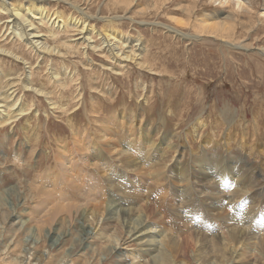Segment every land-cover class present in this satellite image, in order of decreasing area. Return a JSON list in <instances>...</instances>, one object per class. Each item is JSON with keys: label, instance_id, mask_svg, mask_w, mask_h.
<instances>
[{"label": "rangeland", "instance_id": "obj_1", "mask_svg": "<svg viewBox=\"0 0 264 264\" xmlns=\"http://www.w3.org/2000/svg\"><path fill=\"white\" fill-rule=\"evenodd\" d=\"M76 1L91 15L109 16L111 19L120 15L122 19H112L113 24L92 18L90 25H95L103 35L104 24H109V29L116 27L125 32L122 33L124 37L133 40L131 45L136 39H142L145 49L136 62L125 60L120 55L116 60L122 62H115L111 52H116L99 35H94L96 45L91 47L82 42L84 38H79L82 34H77L73 27H67L68 31L55 32L58 34L55 36L50 32L52 26L45 22L41 27L48 37L45 41L53 46L64 43L65 46L58 54L39 55L31 44L10 34L8 27L11 26L7 25L9 17L6 14L0 17V44L19 55H0V68L13 74L11 77L21 78L19 83L17 79L9 81L8 76H2L0 98H5L4 94L8 92V100H22L28 109L27 114L15 122L0 125V264H138L139 260L133 259L131 254L139 252L143 255L144 250L151 246H143V240L132 237L131 233L125 238L126 242L117 241L113 249L114 244L109 237L116 226L123 225L124 219L132 217L135 220L138 215L144 216V212L139 211L141 206L149 207L150 212L157 211L155 216L145 218L144 224L148 222L153 226L161 220L168 226L174 221L177 227L174 230L180 235L178 241L185 254L191 257L198 253L205 256L206 252H210L213 244L219 243L218 234L227 237L236 227L247 228L249 249L255 253L236 254V260L230 264H264L257 244L264 236V55L261 52L264 48V0H255L249 8L251 10L242 11L240 15L233 13L232 4L217 6L207 0H135L137 3L126 9L116 4V0ZM37 3L41 2L37 0ZM43 3L51 10L76 11L68 3L59 5L54 0H44ZM203 14H215L220 22L232 21L229 33L222 34L227 36L229 42L236 41L235 44L244 47H230L224 39L209 34L201 36L197 24ZM166 26L182 32L172 33ZM194 34L198 37L192 39L191 35ZM74 38L78 39L75 41ZM131 45L128 42L125 46L131 49ZM51 74H59L56 83V77ZM30 77L32 87L44 86L46 93L26 88L24 84ZM131 132L134 138L140 137V142H146L145 146L154 143L157 152L151 164L142 161L141 157L134 158L132 150L124 151L126 148L123 150L124 147L119 145L125 138L123 135ZM181 143L186 144L185 150ZM92 144L104 150L110 144L116 147L115 152H106L105 155L112 162L115 161L111 173L104 170L102 161L91 159L94 157H90L92 152L89 147ZM69 147L76 149L69 153ZM196 147H202L203 151L194 152ZM228 154L227 167L233 164L237 168L235 171L242 172L241 178L236 174L232 185L225 186L226 178L221 177L222 181L209 179L208 170L202 180H196L204 161L210 160L213 165L218 163L219 169ZM198 155L204 158L203 162L197 161ZM61 158L67 163L64 164ZM127 159L134 160L136 164L132 161L129 166ZM234 159L239 160L235 163ZM156 162L158 165H155ZM187 169L191 173V186L185 180L181 181L179 176L180 171ZM112 173L113 177H110ZM68 174H72V177ZM75 174L78 178L74 177ZM157 175L163 177L162 181L158 180L161 182L159 184L154 180ZM93 176L96 182H102V186H105L104 193L98 195L99 203L103 209L106 205L113 207L111 211H103L99 220H96L97 212L92 207L95 203L92 200L97 195V192L93 194V189H97ZM96 177L99 179L96 180ZM168 181L172 189L179 193L189 188L186 192L189 196L195 195L194 202L199 205L194 206L203 209L206 216L202 212H199L201 218L193 216L197 211L187 216L188 210L182 211L178 207L187 201L178 195L175 201L170 202L168 198L172 190L165 187ZM252 183L256 186L252 187ZM12 189L19 193L6 196V192ZM258 189L263 192L260 193ZM242 191L250 192L246 194V206L250 209L257 207L255 213H249L245 220L239 219L244 211L241 199L233 208L220 213L211 212L209 205L201 202L205 197L206 202L213 200L212 205H217L214 201L218 199L228 206L231 196L234 193L240 196ZM63 194L72 198L69 196L67 202L65 197L61 198ZM163 197L173 218L166 217L158 209L157 205L164 200ZM110 201L120 203L122 208L133 209V213L132 210L130 213L118 211L120 208L112 203L107 204ZM63 203L71 205L69 210L60 211ZM58 206L59 212L47 222V210ZM111 215H115V220L106 222ZM185 215L186 218L183 217ZM217 215L224 216L217 218ZM212 216L217 219L210 224L208 220ZM231 216L240 223L223 222ZM251 219L254 220L253 224ZM35 225L38 229L33 232L32 226ZM63 234H66L65 240L59 245ZM155 236L159 241L155 243L159 248H164L160 241L164 235ZM240 246L237 251L241 254L243 250ZM226 249L229 257L233 250ZM148 253L144 261L147 259L151 262L158 255L157 251L150 256ZM221 260L212 253L206 258L191 259L192 264H223Z\"/></svg>", "mask_w": 264, "mask_h": 264}, {"label": "bare ground", "instance_id": "obj_2", "mask_svg": "<svg viewBox=\"0 0 264 264\" xmlns=\"http://www.w3.org/2000/svg\"><path fill=\"white\" fill-rule=\"evenodd\" d=\"M44 0H38V2H41L40 4L37 3V0H0V17L3 15V14H6L7 17H9V19H7V25L8 26H11V27H8L9 30L11 29L10 31V34H13L14 38L15 37H19L21 38V40L24 41V43L26 44H31V47L34 48V50L38 51L39 52V55L43 54V53H54V54H58L59 52H62V49L63 47L65 46V43L64 45L63 44H57V45H51L49 44L48 42L49 41H45V39H48L47 35L43 32L42 28L44 27V23L47 22L49 23L50 26H52L53 30L50 31L51 33H59V32H63V31H68L67 27L68 28H71L73 27V30H77L78 33L77 34H82L79 38H84V40H82L83 43H85L86 45H89L91 47H95V43H94V35L97 34L100 36V38L104 41V42H107V46L112 47V49L116 52L114 53L113 51L111 52V57L113 59H115L114 61H121V60H116V57L117 56H122L125 60H129V61H134L136 62V60L140 57L141 55V52L144 51L143 49H145L144 47V43H143V40L142 39H136V42H134L133 45H131V43L133 42V40L129 39V38H126L123 36L122 33H125L123 32L122 30H119L117 29L116 27H113L111 29L108 28V25L109 24H113L111 21L112 19H122L120 17V15H116L115 17H113L111 19V17L107 16V17H100L99 15H91L89 13H87L85 11V9L82 7V5H79L77 3L76 0H54L56 3L59 2V5L60 3H68V5L70 6V8L76 10L75 12L71 13V12H67L66 10H63V9H59L58 10H51V8L49 6H46L44 3H43ZM198 1V0H197ZM209 1L211 4H215L217 6H226V5H230L232 4L233 5V13H235L236 15H240V12L242 11H247V10H251L249 9L250 7L253 6V3L255 2V0H207ZM137 2H135V0H116V4L118 5H123L122 7L123 8H127L129 7L130 5H132V7L136 4ZM166 4V3H165ZM60 8V6H59ZM70 10V9H69ZM73 10V11H74ZM73 15H76L73 17ZM124 15V14H123ZM126 15V14H125ZM262 16H264V9H263V13H262ZM126 17V16H125ZM200 17V16H199ZM92 18H98V19H101V20H105L107 23L109 24H104V27H103V31L105 35L103 34H100L98 32V30H96V27L95 25H90V21L92 20ZM111 19V20H110ZM131 20H134L133 18H130ZM1 20V19H0ZM110 20V21H109ZM178 20V19H177ZM183 20V19H182ZM199 23L197 24V28L201 31V36L204 34V35H211L213 37H218V38H221L222 40L224 39L226 42H227V45L228 46H233V47H244V45L242 44H235V43H232L231 41L229 42V39L227 38L226 35L222 34V33H229V31L232 29V21H228V20H225V21H217L216 17H215V14H203L201 16V18L199 19ZM164 25V24H163ZM42 27V28H41ZM184 27V26H183ZM165 28L169 29L170 32L172 33H180L181 32L179 31V29H174L173 27H169V26H166ZM2 30V29H1ZM51 30V29H50ZM56 33V34H57ZM56 34H54L55 36H57ZM199 35V34H197ZM183 36H188V35H183ZM226 36V37H225ZM130 37V36H129ZM198 36H195L194 35H191V38H197ZM185 38V37H184ZM78 38H74V40L76 41ZM71 41V40H70ZM245 41V40H244ZM130 42V45H131V49H127V47L125 46L126 43ZM72 43V42H71ZM248 44V43H247ZM24 45V44H23ZM246 45V44H245ZM98 46V45H97ZM67 47V46H66ZM249 47V46H248ZM108 48V49H109ZM262 48V47H261ZM30 49V48H29ZM24 51V50H23ZM19 52V51H18ZM261 52L262 54L264 55V48L261 49ZM260 52V53H261ZM20 53V52H19ZM18 54V53H17ZM15 52H13L11 49L9 48H6L4 46H2L0 44V55L2 56H5V57H19V55H17ZM23 55V54H21ZM46 55V54H45ZM23 57V56H22ZM26 57V56H25ZM44 57V56H43ZM1 58V56H0ZM21 58V57H20ZM119 58V57H118ZM14 59V58H13ZM139 61V60H138ZM20 62V61H19ZM122 62V61H121ZM142 63V62H141ZM141 66L143 64H140ZM1 66V65H0ZM144 67V66H143ZM4 69V68H3ZM2 68H0V78H5V76H8L9 78V81L13 80V79H17L18 81L16 82H19L21 81V78L20 77H11L10 75H13V74H10V73H6L3 71ZM31 69V68H30ZM67 70V69H66ZM30 76H31V73H29ZM61 74V73H60ZM53 76H55L56 78L54 79L55 80V83L56 81L58 80L57 79V76L59 74H51ZM74 74L70 75L71 78L73 77ZM3 76V77H2ZM69 76V77H70ZM51 77V76H50ZM7 78V77H6ZM51 79V78H50ZM53 79V77H52ZM7 80V79H6ZM28 82H26L24 84V86L26 88H33L35 91L39 92V93H46V89L44 88V86H41V88H37V87H32L33 85L32 82H31V77L29 79H27ZM8 81V80H7ZM15 81V80H13ZM73 81V80H72ZM11 83V82H9ZM14 83V82H13ZM6 84V83H5ZM14 85V84H13ZM17 85V84H16ZM11 87V86H10ZM9 88V87H8ZM5 90V89H4ZM3 90V91H4ZM1 93V92H0ZM3 93V92H2ZM8 93V92H7ZM5 92V98L1 99L0 98V125H6V124H11L13 122H15L17 119H19L20 117L24 116L25 114H27L28 112V109H27V106L22 102V100H18L16 99V101L14 100L13 102V99L11 100H8V94ZM13 93V92H12ZM11 93V94H12ZM2 97V96H1ZM10 97V96H9ZM16 98V97H15ZM14 98V99H15ZM21 98V97H20ZM24 101V100H23ZM4 102V103H3ZM28 104V103H26ZM118 116V115H117ZM113 118V117H112ZM118 119V118H117ZM120 121V120H119ZM198 121V120H197ZM202 121V120H201ZM215 122V121H214ZM106 123V122H105ZM108 123V122H107ZM113 123V121H112ZM116 123V121H115ZM123 123V122H122ZM199 123H202V122H199ZM118 124V123H117ZM117 124H114V125H117ZM194 124V123H193ZM235 124V123H234ZM246 124V123H245ZM124 125V123H123ZM107 126V125H106ZM122 126V125H120ZM125 126V125H124ZM132 126V125H131ZM105 127V126H104ZM111 127V126H110ZM108 128V127H107ZM122 128V127H121ZM128 128V127H127ZM125 129V128H124ZM129 129V128H128ZM105 130V129H104ZM117 130V129H116ZM108 131V129H107ZM126 131V129H125ZM132 131V130H131ZM136 131V130H133V132ZM83 132V131H82ZM109 132V131H108ZM122 132V131H121ZM127 132H130L127 130ZM133 132H131L129 135H127V133H125L126 135H123L125 138H123L122 142L119 144L121 147L123 146L124 148H122L124 151H127V150H132V156H134V158H138V157H141L140 159L144 162H147L149 164L152 163V160L154 158V154L155 152H157L156 148L154 147V143L151 142L147 143V146L146 145V142L142 141L140 142V137L138 138H134V135H133ZM120 134V133H119ZM124 134V133H123ZM260 134V133H259ZM82 135V134H81ZM122 135V134H121ZM133 135V136H132ZM176 135V134H175ZM85 136V135H84ZM107 136V135H106ZM112 137V136H111ZM116 137V136H115ZM85 138V137H84ZM83 138V139H84ZM179 138V137H178ZM80 137H79V141H80ZM180 141V140H179ZM182 141V140H181ZM84 141H82L83 143ZM91 142V141H90ZM105 142V141H104ZM118 142V141H117ZM106 143V142H105ZM116 143V142H115ZM186 143V142H185ZM185 143H181L183 144V149L185 150ZM63 144V143H62ZM180 145V144H179ZM69 146V145H68ZM83 146H86L83 145ZM95 144H92L90 145V151L92 152L90 155V157H93L91 159L97 161H102L101 163L103 164V168L105 171H111L114 170L115 168V164L112 162L111 159H108L105 155H106V152L107 153H112V152H115L116 151V147L115 146H111V144L108 146V148H106V150H104L103 148L101 149L99 146H97V149L95 148ZM117 146V145H116ZM166 147V146H165ZM178 147V146H177ZM62 149V147H60ZM88 148V149H89ZM74 149H76L75 147H73V149H70V147L67 149V152L71 153ZM84 149V148H82ZM87 149V148H86ZM119 149V147H118ZM171 149V148H170ZM122 150V151H123ZM89 151V150H88ZM166 151V150H165ZM194 152H199V151H203L202 147H196V150H193ZM130 152V151H129ZM67 154V153H65ZM184 154V153H183ZM182 154V156H183ZM199 154V153H197ZM64 155V154H63ZM62 155V156H63ZM111 155V154H110ZM109 155V156H110ZM113 155V154H112ZM61 156V155H60ZM161 156V155H160ZM66 157V156H65ZM64 158V157H63ZM63 158H61V160H63ZM67 158V157H66ZM81 158V157H80ZM87 157H85V160H86ZM133 158V157H132ZM162 158V156H161ZM229 158H230V155L228 154L226 156V160L224 159V164L222 163V166L220 167L219 165V169H217V164L213 165L212 162L210 160H207V161H202L204 158L203 157H200V155L197 156V161H201L203 162L202 163V168L200 169V174H196V180H202L201 178H204L202 176H204L206 174V171L210 170L207 172V174H209V179L212 178H218L219 181H222L221 177H224L226 178V182H224L225 186H229L231 184V182H233V177L234 175L238 174L241 178V176L243 175L242 172H238V171H235L237 168L234 167L233 164H231L230 168L227 167L228 163H229ZM70 159V158H69ZM72 159V158H71ZM82 159V158H81ZM233 159V158H232ZM73 160V159H72ZM71 160V161H72ZM84 160V159H82ZM81 160V161H82ZM89 160V158L87 159ZM155 160V159H154ZM159 160V159H158ZM196 160V159H195ZM239 160V159H238ZM238 160H235V163L238 161ZM57 161V159H56ZM71 161L69 162L70 166H71ZM80 161V160H78ZM77 161V162H78ZM128 161V165L130 163H132V161L134 160H129L127 159ZM64 164H66V160H63ZM161 162V161H160ZM165 162V161H164ZM163 162V163H164ZM219 162V161H218ZM227 162V164H226ZM252 162V161H251ZM258 162V161H257ZM256 162V163H257ZM135 163V161L133 162ZM141 163V162H140ZM221 163V162H220ZM234 163V162H233ZM82 164V163H81ZM85 164V163H84ZM95 164V163H92V165ZM136 164V163H135ZM157 164V162L155 163V165ZM168 164V163H167ZM195 164H197L195 162ZM96 165V164H95ZM158 165V164H157ZM198 165V164H197ZM84 166V165H83ZM82 166V167H83ZM118 166V165H117ZM131 166V165H129ZM161 166V165H160ZM163 166V165H162ZM171 166V165H170ZM183 166V164H182ZM65 167V166H64ZM146 167V166H145ZM154 167V166H153ZM152 167V169H153ZM128 168V167H126ZM136 168V167H135ZM139 168V167H138ZM155 168V167H154ZM159 168V167H158ZM184 169L186 167H183ZM250 168V167H249ZM157 169V168H156ZM164 169V168H163ZM166 169V167H165ZM164 169V170H165ZM168 169V168H167ZM196 169V168H195ZM73 170V169H71ZM160 170V169H159ZM158 170V171H159ZM243 170H246V169H243ZM142 171V170H141ZM150 171V170H149ZM148 171V172H149ZM167 171V170H166ZM197 171V170H194V172ZM62 172V171H61ZM79 172V170H78ZM104 173V174H107ZM137 172V171H136ZM143 172V171H142ZM63 173V172H62ZM66 173V172H64ZM72 173L74 174L75 172L72 171ZM147 173V172H146ZM198 173V172H197ZM57 174V173H56ZM55 174V175H56ZM77 174V172H76ZM76 174L74 177H76ZM80 174V173H79ZM145 174V173H144ZM204 174V175H203ZM250 174V172L248 173ZM58 175V174H57ZM61 175H64V174H61ZM69 175V174H68ZM72 175V174H71ZM69 175V176H71ZM83 174H80V176H82ZM147 175V174H146ZM193 175V174H192ZM228 175V176H227ZM60 176V175H59ZM84 176V175H83ZM82 176V177H83ZM92 176V175H91ZM97 176V175H96ZM148 176V175H147ZM150 176V175H149ZM177 176V175H176ZM180 180L183 181L185 180L188 184V186H191L189 181H190V176H191V173H190V170L187 169L185 171H180ZM220 176V177H219ZM39 177V176H38ZM37 177V178H38ZM63 176H61L62 178ZM68 177V176H66ZM72 177V176H71ZM95 176H93V184L97 187V189H93L96 193L97 192V195H95V198L92 200L94 201L95 203H93L92 207L94 208V210L97 212L96 213V216L95 218H97L96 220H99V217L100 215L103 213V211H111L113 210V207H108L106 205V208L103 209V206L102 204L99 203V200H98V195L100 194H103L104 193V187L105 186H102V182H96L95 179H94ZM110 177H113V173H112V176L110 175ZM166 177V176H165ZM168 177V176H167ZM208 177V176H207ZM246 177V176H244ZM249 177V175H248ZM44 178V177H43ZM48 178V177H47ZM54 178V177H53ZM78 178V176L76 177ZM88 178V177H87ZM92 178V177H91ZM243 178V177H242ZM42 179V178H41ZM55 179V178H54ZM60 179V178H59ZM99 179L96 177V180ZM163 177L161 176V178L157 175L154 177V180H156V183H161L160 181H162ZM169 179V178H168ZM183 179V180H182ZM206 179V178H205ZM228 179V180H227ZM245 179V178H244ZM61 180V179H60ZM73 180V179H72ZM79 180V179H78ZM82 180V178L80 179ZM112 180V179H111ZM158 180H160L158 182ZM165 180V179H164ZM163 180V181H164ZM167 180V178H166ZM194 179V181H196ZM235 180V179H234ZM241 180V179H239ZM256 180V179H255ZM54 181H57V180H54ZM64 181V179H63ZM76 181V180H75ZM192 181V180H191ZM204 181V180H203ZM218 181V182H219ZM74 182V181H73ZM80 182V181H79ZM104 182V181H103ZM206 182V181H205ZM57 183V182H56ZM185 183V182H184ZM236 183V182H234ZM240 183V182H239ZM238 183V184H239ZM259 183V182H257ZM58 184V183H57ZM64 184H67L66 182ZM63 184V185H64ZM83 183H81L82 185ZM106 184V183H105ZM157 184V185H158ZM205 184V183H203ZM250 184V183H249ZM156 185V184H155ZM232 185V184H231ZM85 186V185H84ZM238 186V185H236ZM256 186V184L252 183V187ZM71 187V186H70ZM83 187V186H82ZM95 187V188H96ZM137 187V186H136ZM158 187H160L158 185ZM165 187H167V189H169L170 191L172 190V193L171 196L168 198V200L171 202V201H175L176 199V196L178 195V197H183V199L187 202H182L184 205L182 206H178L180 207L182 211H186L188 210V215H190L192 212L194 211H197L195 212L194 214H192L193 216L194 215H198L200 216V213L199 212H202L203 215H205V211L203 209H201L200 207H196L194 206L196 203L194 202V196H189V194L186 192V190H182L181 193L177 192L175 189L173 190L169 181L165 184ZM232 187V186H231ZM242 187V186H241ZM79 188V186L77 187V189ZM243 188V187H242ZM250 188V187H249ZM247 188V189H249ZM64 189V187H63ZM246 189V192L248 191ZM260 190L259 192L262 193L263 191L261 189H258ZM62 191V190H61ZM59 190V192H61ZM67 191V190H66ZM221 191V190H220ZM15 193L16 195L19 193V192H16L15 189H12V190H8L6 192V196L10 197V195L12 193ZM72 191H70L71 193ZM99 192V193H98ZM129 192V191H128ZM159 192H163V190H160ZM167 192V190H166ZM48 193V192H47ZM63 193L65 194H68V192H64ZM76 192H74L75 194ZM78 193V192H77ZM92 193V192H91ZM165 193V192H164ZM220 193V192H218ZM242 195L240 196H237V194H233L228 202V206H224L222 201L221 200H218L216 199L214 202L217 204V205H212L213 203V200H210V201H207L204 200V198L201 199V202L203 204H206V205H209L208 207L210 208V211H218L219 213L221 211H226L227 209H231L234 207V205L237 203V200L238 199H241V203L244 205L243 209L244 211L242 212V218H239L238 215H237V212L235 211V214L237 216V218L239 219H242V220H245L246 216L249 215V213H255L257 207L254 206V208L250 209L248 208V205L246 206V199H247V195L248 193H245L244 191H242ZM259 193V194H260ZM60 194V193H59ZM65 194L61 195V198H64L65 197ZM73 194V192H72ZM192 194H194V192H192ZM245 194V195H244ZM82 195V194H81ZM167 194H164V196H166ZM182 195V196H181ZM213 195V194H212ZM218 195V194H217ZM63 196V197H62ZM70 196V197H69ZM69 196H66L65 199L69 200V198H72L71 195ZM91 196V195H89ZM101 196V195H100ZM112 196V195H111ZM7 197V198H8ZM69 197V198H68ZM74 197V196H73ZM88 197V196H86ZM217 197V196H216ZM253 197V195H252ZM260 197V196H259ZM12 198V196H11ZM18 198V197H17ZM109 198V197H108ZM112 198V197H111ZM167 198V197H166ZM207 198V196H206ZM214 198V197H213ZM212 198V199H213ZM42 199V198H41ZM76 199V198H75ZM164 199V197H163ZM2 200V199H1ZM5 200V199H4ZM67 200V202H68ZM251 200H254L253 198ZM263 200V199H262ZM8 201V200H7ZM63 201H65L63 199ZM190 201H193L192 204H190L189 202ZM259 201V200H258ZM261 201V200H260ZM259 201V202H260ZM66 202V201H65ZM156 203L158 202L157 200L155 201ZM255 202V201H254ZM90 203V202H89ZM101 203H104L103 201ZM112 203L114 205V207H118L120 208L118 211H121V212H124V213H130V211L132 210V213H133V209L129 208L128 209L126 208H122L120 207V203L118 202H107V204H110ZM117 205H116V204ZM253 203V202H252ZM13 204V202H12ZM67 204V203H66ZM65 203H63L61 206H60V211L63 210H69V208L71 207V205H66ZM74 203H72L73 205ZM77 204V203H76ZM111 204V205H112ZM47 205V204H46ZM90 205V204H89ZM109 205V206H111ZM197 205V204H196ZM241 205V204H240ZM251 205V204H249ZM254 205V204H252ZM77 206V205H75ZM158 206V209L159 210H162L163 213H165L166 217L168 218H173V213L171 215V211H169V207L167 205V202L164 200H161L159 201V205ZM199 206V205H197ZM74 207V206H73ZM72 207V208H73ZM131 207V206H130ZM176 207V206H175ZM251 207V206H249ZM136 209V208H135ZM142 210L141 212H144V216L143 215H138V218L133 220V218H129L128 220L124 219V222H123V225L120 226H116L115 228V231L113 233L110 234V237H109V240L112 244H114L113 249L116 248V244H118V242H123L125 241V238L131 234H132V237L133 236H136V239H140V240H143L141 243L143 246H151L147 249H145L144 251L145 254H139V252L135 255V254H131L133 255V259H138L139 261H137L138 264H177V262H180L179 264H192V261L191 259H195L196 257L197 258H206L207 256H209V253L216 257V258H221L222 260L220 261L221 263L223 264H230L231 262L233 263L236 259V254H239L240 256H243L245 253L249 254L251 253V255H253V249H249V244L250 242H248V233H247V228H243V227H239L237 229L234 228L233 232L229 233L227 235V237H224V235H219V243L220 245H218L219 243H215L213 244L212 246V249L210 250V252H206V255L205 256H202L201 253H198V255H194V256H188L185 254L184 250L182 249V246H181V242H179L178 240L179 239V236L180 235H177V232H175L174 228H177L175 227L174 225V221L172 220L168 226H166L164 224V222H155L156 225H153L152 224H148V222L146 224H144V220L145 218H149L148 216L149 215H153L155 216L157 214V211L155 210L154 212H150V208L147 207V206H144V207H140L139 208V211ZM47 211H49L46 215L47 218H46V221L48 222V220H52L59 212V206L57 208H53V209H48ZM209 211V210H208ZM162 213V214H163ZM117 214V212L115 213ZM211 214V213H210ZM223 214L226 216V214L223 212ZM119 215V214H118ZM222 215V216H224ZM112 216V215H111ZM110 216V219L106 222H111V221H114L115 220V215L111 217ZM128 216V214H127ZM186 215L183 216L184 218L187 217ZM206 216V215H205ZM219 216L221 215H217L216 217L219 218ZM221 216V217H222ZM122 217V215H121ZM177 217V216H176ZM182 217V219H183ZM202 216H200L201 218ZM215 216H212V220H208V222H210V224L212 223L213 220L217 219ZM50 218V219H49ZM158 218V217H157ZM224 218V217H223ZM251 218V217H250ZM262 218V217H261ZM120 221H121V218H119ZM208 219V218H206ZM233 219V221H232ZM118 220V219H117ZM150 220V219H149ZM179 220V219H178ZM237 219L234 218V216H231V217H227L226 221L222 220L224 223L227 222V223H240L238 221H236ZM252 220V224L254 223L253 219ZM258 220V219H257ZM29 221V220H27ZM119 221V223H120ZM151 221V220H150ZM157 221V220H156ZM250 221V220H249ZM259 221V220H258ZM44 222V219L43 221ZM41 222V223H42ZM51 222V221H49ZM99 222V221H98ZM105 222V223H106ZM217 222V221H215ZM257 222V221H256ZM29 223V222H28ZM45 223V222H44ZM126 223V224H125ZM187 223V222H186ZM43 224V223H42ZM122 224V223H121ZM223 224V223H222ZM258 224V223H257ZM178 225V224H177ZM36 226V225H35ZM33 227V232H35L36 229H38V226L36 227ZM160 226V228H159ZM182 226V225H181ZM237 226V225H236ZM261 226V225H260ZM232 227V226H231ZM230 227V228H231ZM235 227V226H234ZM253 227V226H252ZM128 228L129 230L127 231ZM159 228V229H158ZM180 228V226H179ZM229 228V229H230ZM183 229V227H182ZM193 229V228H192ZM225 229V228H224ZM223 229V231H224ZM165 230H168L169 232H165ZM181 230V229H180ZM179 230V231H180ZM211 230V229H210ZM221 231V230H220ZM203 232V231H202ZM227 232V230H226ZM225 232V233H226ZM252 232V231H251ZM99 233V231H98ZM101 233V232H100ZM206 233V232H205ZM35 234V233H34ZM162 236L160 241L162 242L161 245L164 246V248L162 247H158V244H156L155 242H157V240L155 239L156 236ZM193 234V233H192ZM208 234V233H207ZM255 234V233H253ZM260 234V233H259ZM210 235V233L208 234ZM252 235V233H251ZM264 235V233H263ZM65 236L66 234H63L61 236V240L59 239V245H61L64 240H65ZM197 236V235H196ZM206 236V235H205ZM202 237V236H200ZM252 237V236H251ZM214 238H217L216 236ZM55 239V238H54ZM127 239V238H126ZM130 239V238H129ZM193 239V238H192ZM199 239V238H198ZM251 239V238H250ZM257 239V241H256ZM255 239L256 242H258V237ZM210 240V238H209ZM58 241V239H57ZM118 241V242H117ZM130 241V240H128ZM215 241V240H213ZM126 242V241H125ZM159 242V241H158ZM157 242V243H158ZM205 242H208L205 241ZM218 242V241H217ZM254 243V242H253ZM111 244V245H112ZM156 244V245H155ZM258 246H260L258 248V251L260 250V255L261 256V260L264 261V236L262 237V239L257 243ZM141 245V244H140ZM203 245V244H202ZM241 245V246H240ZM142 246V247H143ZM200 246V245H199ZM238 246H240L243 250V252H241V254L237 251L238 249ZM203 247V246H202ZM226 247H228L230 250L232 249V253L231 255L228 257L227 255H229V253L226 254ZM200 248V247H198ZM240 248V249H241ZM199 250V249H198ZM203 250V249H202ZM230 250L228 252H230ZM241 250V251H242ZM149 253H148V252ZM154 251H157L158 252V255H155L153 257V261H149L146 259V261H144V259L146 258L145 255H147L148 253V256H150L152 254V252ZM201 251V250H200ZM133 253V252H132ZM255 253V252H254ZM235 255V257H234ZM255 255V254H254ZM226 257V259H225ZM252 257V256H251ZM260 258V257H259ZM197 260V259H196ZM195 260V261H196ZM202 260V259H201ZM141 261H144V263H142ZM258 261V259H257Z\"/></svg>", "mask_w": 264, "mask_h": 264}]
</instances>
